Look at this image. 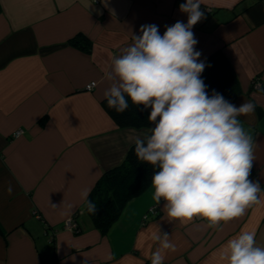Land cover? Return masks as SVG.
I'll return each instance as SVG.
<instances>
[{
  "label": "crops",
  "instance_id": "0c3cea01",
  "mask_svg": "<svg viewBox=\"0 0 264 264\" xmlns=\"http://www.w3.org/2000/svg\"><path fill=\"white\" fill-rule=\"evenodd\" d=\"M184 2L0 0V264H151L159 232L176 246L164 250V264H227L222 246L241 231H255L264 246V0H201L204 17L192 29L201 61L217 51L228 60L240 88L231 103L255 105L239 119L253 137L250 179L260 182L261 202L209 227L200 217H167L150 183L100 234L81 200L147 130L120 128L104 109L113 57L142 25L163 35L187 23ZM76 35L90 52L70 44ZM153 206L157 214L144 218ZM68 219L77 232L64 227Z\"/></svg>",
  "mask_w": 264,
  "mask_h": 264
},
{
  "label": "clouds",
  "instance_id": "9594fccd",
  "mask_svg": "<svg viewBox=\"0 0 264 264\" xmlns=\"http://www.w3.org/2000/svg\"><path fill=\"white\" fill-rule=\"evenodd\" d=\"M179 10L187 14V23L166 26L163 35L155 24L142 25L140 35H132V43L112 59L103 96L117 112L127 110L129 100L149 110L151 127L135 138L134 153L157 169L153 199L165 202L166 216L181 222L200 217L216 227L261 202L260 182L250 179L253 137L239 119L252 114L255 105L237 107L215 90L208 94L201 79L206 64L192 31L204 17L201 0H185ZM89 192L84 189L81 200L95 214ZM153 238L159 246L148 259L164 264V250L176 246L167 234ZM220 258L227 264H264V246L257 244L255 231H241L222 246Z\"/></svg>",
  "mask_w": 264,
  "mask_h": 264
},
{
  "label": "trees",
  "instance_id": "16d2710c",
  "mask_svg": "<svg viewBox=\"0 0 264 264\" xmlns=\"http://www.w3.org/2000/svg\"><path fill=\"white\" fill-rule=\"evenodd\" d=\"M70 44L86 53L91 49L90 41L83 35L71 38ZM203 61L206 67L201 74V79L207 85L208 94L211 95L215 90L232 102L240 94V88L228 60L220 51H217ZM103 106L120 128L148 129L151 127L147 119L149 110H143L142 106L138 107L130 100L129 107L122 113L109 108L106 100L103 101ZM156 170L154 166L137 159L133 143L121 164L102 174L87 198L95 204L96 213H89L86 204L84 206L94 228L100 234H105L109 230L129 200L140 195L148 187ZM0 234H2L1 230Z\"/></svg>",
  "mask_w": 264,
  "mask_h": 264
},
{
  "label": "built area",
  "instance_id": "2783aa9c",
  "mask_svg": "<svg viewBox=\"0 0 264 264\" xmlns=\"http://www.w3.org/2000/svg\"><path fill=\"white\" fill-rule=\"evenodd\" d=\"M97 0H94V2H96ZM94 86V82H90L87 86H86V89L87 90H90L92 87ZM261 85L260 83L258 82H253V88L254 89H260ZM22 134V130L19 129V130H16L12 136L13 137H18ZM147 214L149 215H152V216H155L157 214V209H156V206H153L151 208L148 209L147 213L144 215V218H146ZM64 227L71 230V231H74V232H77V226L70 220L68 219L65 223H64Z\"/></svg>",
  "mask_w": 264,
  "mask_h": 264
}]
</instances>
